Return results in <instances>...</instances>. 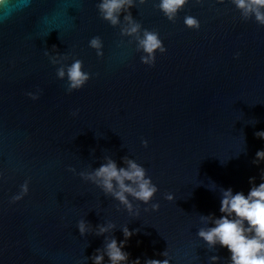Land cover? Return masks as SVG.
<instances>
[{
    "label": "water",
    "instance_id": "obj_1",
    "mask_svg": "<svg viewBox=\"0 0 264 264\" xmlns=\"http://www.w3.org/2000/svg\"><path fill=\"white\" fill-rule=\"evenodd\" d=\"M98 2L0 3V264H93L106 237L124 239L125 226L129 261L167 251L170 264H212L213 255L227 264V250L196 233L208 226L201 215H220L221 187L247 194L249 177L261 182L264 162L253 160L264 149L254 135L264 130V26L242 19L231 0H188L174 21L159 0H136L128 11L166 48L149 66L137 48L142 31L122 35L124 13L112 26ZM186 15L200 28H187ZM95 36L102 55L89 46ZM75 59L90 79L68 92L56 70ZM105 157L143 165L159 209L129 197V212L81 178ZM26 181L28 193L11 202ZM107 224L114 227L97 235Z\"/></svg>",
    "mask_w": 264,
    "mask_h": 264
},
{
    "label": "clouds",
    "instance_id": "obj_2",
    "mask_svg": "<svg viewBox=\"0 0 264 264\" xmlns=\"http://www.w3.org/2000/svg\"><path fill=\"white\" fill-rule=\"evenodd\" d=\"M4 0H0L3 3ZM141 3L144 0H140ZM188 3V0H159L157 7L169 20L174 21L178 12ZM217 3H224V0H217ZM231 3L239 10L241 18L254 19L258 25L264 26V0H231ZM136 5V0H99L96 5L100 17L110 25L116 26L121 23L120 17L124 13V20L127 26L121 29L122 35L137 36V48L144 55L141 56V63L152 66L155 62L156 53H165L166 48L159 37V33L149 29H143L128 11ZM3 20V18H0ZM184 25L190 29H199L200 21L192 16L184 17ZM89 46L97 49V55H102L99 51L102 47L98 36L89 41ZM238 55V54H237ZM56 63V61H53ZM58 79L67 81V91L81 89L90 79V74L83 70V62L80 59L73 60L66 66L58 67L56 70ZM27 95L33 99H38V95L32 92ZM76 115V112H73ZM254 135L264 140V130H259ZM147 141L142 144L147 147ZM122 165L117 164L111 157H105L99 167L90 172H81L80 176L94 183L106 195H110L118 201L124 208L132 212L133 204L129 197L139 201L144 205L150 204V210L159 209V203H152V198L158 191V187L153 183L152 178L147 174L145 167L135 159L129 157L121 158ZM264 162V149H259L255 153L254 164ZM261 182L256 184V177H249L250 188L245 194L243 191H233L231 187L220 188L219 213H210L207 216L201 215V220L208 226L198 229L196 235L210 247L219 245L228 252L227 264H264V169L261 170ZM29 191L28 182L20 185L18 194L11 197V202L21 200ZM165 199H174L172 193H166ZM149 208H145L148 211ZM138 214V213H137ZM114 225H98L97 235H103ZM77 229L81 235L88 231V225L81 220L77 223ZM124 239L117 241L115 237L108 239L104 245V251L96 249L94 255L89 257L93 264H104L105 256L108 264H141L140 258L129 261V254L125 252L126 241L133 235V230L126 226L121 229ZM165 259H146L144 264H170L167 251L160 253ZM220 257L213 255L210 257L212 264H216Z\"/></svg>",
    "mask_w": 264,
    "mask_h": 264
}]
</instances>
